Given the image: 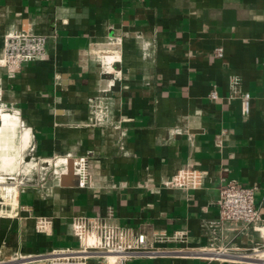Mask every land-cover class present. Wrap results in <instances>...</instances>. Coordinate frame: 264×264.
<instances>
[{
    "label": "crops",
    "instance_id": "obj_1",
    "mask_svg": "<svg viewBox=\"0 0 264 264\" xmlns=\"http://www.w3.org/2000/svg\"><path fill=\"white\" fill-rule=\"evenodd\" d=\"M15 31L48 36V59L15 78L2 70L0 105L30 130L40 162L86 158L88 185H62L51 169L21 185L15 214L0 216V262L79 248L73 222L85 217L146 236L153 251L126 264H206L192 251L207 245L204 224L231 179L256 189L264 221V0H0V56ZM110 37L122 38V79L104 93L109 122L93 125L88 101L113 77L92 50ZM182 170L195 186L165 185ZM263 241L251 230L232 245L247 254Z\"/></svg>",
    "mask_w": 264,
    "mask_h": 264
},
{
    "label": "built area",
    "instance_id": "obj_2",
    "mask_svg": "<svg viewBox=\"0 0 264 264\" xmlns=\"http://www.w3.org/2000/svg\"><path fill=\"white\" fill-rule=\"evenodd\" d=\"M48 36L38 33L15 31L7 34L4 39V49L0 56V72L5 70L9 78H15L21 66L37 60H47ZM121 37H110L106 41L96 43L93 46L92 55L94 60L101 65L100 72L104 76H112L108 87L100 90V94L91 97L88 101L90 111V122L93 125L107 124L110 119L112 103L104 93L110 90L115 83V79L121 80L122 73L117 67L121 62L120 46ZM116 53L118 58L111 64H106L103 56ZM218 57L224 56L222 48L216 50ZM111 68L112 71L109 69ZM238 80V79H236ZM210 97H218L216 91H212ZM1 99V89H0ZM3 110L15 112L14 110L2 106ZM251 96L245 93L241 98V113L244 116L250 114ZM71 157H65L59 164V169L53 170V175L60 177L67 172L68 162ZM57 165V163H56ZM75 173L79 176V185H88L87 159L80 158L74 161ZM47 171L41 172L40 181H45ZM196 179L186 170L180 171L177 175L168 180L165 185L168 187L195 186ZM23 183L16 185L17 190ZM7 193V191H6ZM256 189L245 187L237 180L226 181L219 189L217 201L218 215L204 224L208 235V243L205 247L195 249L192 253L204 259L206 264L214 262L241 261L248 264H255L250 261L238 259L243 255L235 251L232 243L235 238L240 237L251 230H256L264 239V221L261 212L256 206ZM11 197V195H10ZM17 209L13 204L4 205L0 202V216H13ZM48 219L41 217L38 219V230L45 231ZM74 232L80 242L79 248L55 249L45 255H23L0 264H88L89 259L101 258L105 264H126V261L138 254H150L153 250L147 244L144 234L132 236L117 226L101 221H91L88 218H76L73 222ZM254 252H264V241L251 249ZM258 255V254H255Z\"/></svg>",
    "mask_w": 264,
    "mask_h": 264
},
{
    "label": "rangeland",
    "instance_id": "obj_3",
    "mask_svg": "<svg viewBox=\"0 0 264 264\" xmlns=\"http://www.w3.org/2000/svg\"><path fill=\"white\" fill-rule=\"evenodd\" d=\"M100 66L101 65H99V68ZM0 112H9V111L3 110L2 106L0 105ZM14 114L18 115L17 113ZM21 125L16 130V137L13 140L14 143H12L14 147L10 151L15 157L14 163L12 165H9L5 169H2L0 167V176H2L3 180L5 181L0 183V202H2L4 205H8L9 203H12L13 200L12 196H14V194L16 195L18 194L16 185H20V183L25 184L28 183L29 181H33L34 178L33 176L35 174H38L40 172L43 173L44 171H47L49 169H51L52 171L55 169V166H53V164H52V168H50L48 164H44L40 162L38 159H36L29 145L25 149H21V141L19 140ZM5 186L15 187V189L11 192L12 195L11 197L10 194L4 193L7 191L5 189ZM14 191H16L17 193ZM255 253L260 254L261 251L260 252L249 251L247 254L248 256L256 257L257 255H255ZM240 259L255 263L252 261V259L249 258H240Z\"/></svg>",
    "mask_w": 264,
    "mask_h": 264
},
{
    "label": "bare ground",
    "instance_id": "obj_4",
    "mask_svg": "<svg viewBox=\"0 0 264 264\" xmlns=\"http://www.w3.org/2000/svg\"><path fill=\"white\" fill-rule=\"evenodd\" d=\"M104 58L105 56H103V60ZM117 58L118 56L110 58V61L108 64L111 66V64L115 62ZM109 69L112 71L111 68ZM107 81H108V84H110L111 80H107ZM14 113L16 112H12V113L11 112H0V167L2 169H5L9 165H12L15 160L14 155L10 151L14 147L12 143H14L13 140L16 137V130L21 125V119L18 115ZM19 138H20L19 140L21 141V149H25L26 147H28L32 139L30 130L28 128L23 129L21 131ZM1 182H5L2 176H0V183ZM5 189L7 190V193L11 195V192L15 189V187L5 186ZM17 195L16 194H14V196L11 195L13 197L11 204L15 205ZM245 256L247 255H243L241 257H245ZM236 258L240 259L239 257H236ZM251 259L253 262H255V264H264V252H261L256 257L251 256Z\"/></svg>",
    "mask_w": 264,
    "mask_h": 264
},
{
    "label": "water",
    "instance_id": "obj_5",
    "mask_svg": "<svg viewBox=\"0 0 264 264\" xmlns=\"http://www.w3.org/2000/svg\"><path fill=\"white\" fill-rule=\"evenodd\" d=\"M75 179L74 185L79 184V176L75 173L74 160L70 159L68 162L67 172L60 177V182L65 185L69 179Z\"/></svg>",
    "mask_w": 264,
    "mask_h": 264
}]
</instances>
